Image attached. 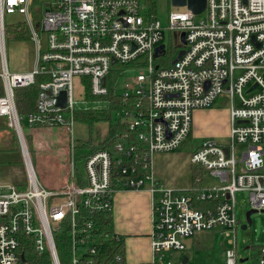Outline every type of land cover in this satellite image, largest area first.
Wrapping results in <instances>:
<instances>
[{"label":"built area","instance_id":"2783aa9c","mask_svg":"<svg viewBox=\"0 0 264 264\" xmlns=\"http://www.w3.org/2000/svg\"><path fill=\"white\" fill-rule=\"evenodd\" d=\"M37 1L41 18L35 24ZM143 1L0 0V119L17 136L28 177L23 188L0 181V264H33V255L43 258L40 264H81L94 257L108 236L99 224L113 212L119 191L147 190L153 197V258L142 264H166L165 253L186 251L187 241L201 232L236 235L237 193L248 192L251 210L264 212V0H207L200 19L187 6H173L166 28ZM13 13L27 17L36 46L28 72L11 73L7 64L5 16ZM127 68L137 75L120 93L142 101L140 111L124 119L133 135L121 137L117 155L91 149L83 157L84 171L71 157L70 182L48 188L37 177L24 128L61 129L71 136L77 111L103 108L81 106L88 102L87 91L94 97H106L112 88L118 93ZM115 69L119 76L109 88ZM76 80L82 81L77 94ZM38 81L36 110L21 115L17 90ZM63 92L65 108L59 105ZM219 98L232 103V144L207 141L190 157L192 166L219 179V186L162 185L153 156L176 151L191 134L196 111L212 109ZM236 144L247 147L241 158ZM70 147L75 148L72 137ZM119 237L115 233L114 239ZM58 242L68 247L61 252ZM226 256L227 264L250 260L239 256L236 241ZM255 258L253 264H264V246ZM115 261L128 264L126 249Z\"/></svg>","mask_w":264,"mask_h":264},{"label":"rangeland","instance_id":"374dc122","mask_svg":"<svg viewBox=\"0 0 264 264\" xmlns=\"http://www.w3.org/2000/svg\"><path fill=\"white\" fill-rule=\"evenodd\" d=\"M155 13L166 28L168 25L169 12L173 9L171 0H156ZM41 2H35L32 10L34 23L38 24L41 18V11L38 6ZM148 9L152 8L145 4ZM203 17L200 15L198 19ZM27 17L20 13L6 14L5 32L7 41V64L11 73H23L31 71L37 59L36 46L32 41V34L27 23ZM24 22L28 32V40L25 43L9 42L8 28ZM44 39V37H43ZM163 43L169 48L171 45V35L164 31ZM118 67V66H117ZM2 69L0 67V73ZM137 71L127 68L126 73L120 76L117 82V90L120 93L126 84L136 77ZM118 69H115L108 78V87L112 85L118 77ZM75 94L82 91V81L76 80L74 85ZM84 98V96H83ZM92 103V104H91ZM100 103L99 100L85 102L81 106L92 107L93 104ZM238 105V98L234 101ZM103 107L107 102L102 103ZM232 107L231 101L219 98L212 109L206 110L208 115H200L195 120V127L183 144L174 152L160 153L153 156L154 172L159 182L167 187L178 190H191L192 188V164L190 162L191 154L205 142H215L222 147H230L232 140L229 139L227 125L224 122L228 115L229 108ZM212 110L214 112H212ZM195 117V116H194ZM197 117V116H196ZM26 133V142L33 160V164L38 179L43 183L45 177L54 176L57 171L58 159H42L36 157L33 137L30 135L31 129L24 128ZM61 130V129H59ZM65 131V130H64ZM67 139L66 143L74 141L75 150L72 157L78 162V169L84 171V159L90 151L91 145L99 146L109 135V125L106 122H99L92 127L89 124L75 120L73 133L61 132ZM68 137V138H67ZM203 138V139H201ZM59 141L60 139L57 138ZM49 141V139H46ZM48 146L52 148V143ZM70 146V143H69ZM70 148V147H69ZM247 150L245 145L236 144V157L241 158L242 153ZM65 164V163H64ZM204 180L201 189H208L217 185L218 181L211 177L207 172H203ZM0 181L9 182L13 185H27L28 177L25 162L20 150L19 142L15 132L7 126L5 119H0ZM18 187V186H17ZM237 216L240 225L236 235L225 237L220 230L206 231L198 233L195 236V243L192 248L184 252H167L164 254L166 264H181L184 259H188L186 264H227L226 252L233 248L234 242H237V252L240 257L250 260L239 264H253L256 260L261 247L264 246V212L252 215V225L246 230L242 227L247 225V213L250 208V195L248 192L237 193Z\"/></svg>","mask_w":264,"mask_h":264},{"label":"trees","instance_id":"16d2710c","mask_svg":"<svg viewBox=\"0 0 264 264\" xmlns=\"http://www.w3.org/2000/svg\"><path fill=\"white\" fill-rule=\"evenodd\" d=\"M144 4H149L152 8L150 11L155 12L156 0H145ZM8 40L9 42L25 43L28 40V32L24 25V22L12 25L8 28ZM121 71V70H120ZM122 72V71H121ZM119 75V73H118ZM118 78V77H117ZM39 83L28 88H21L17 90V106L21 115H26L36 110L37 95L39 91ZM1 80H0V95ZM86 100L88 102L99 100L100 103L107 102V106L104 108L93 109H81L76 112V121L89 124L91 127L99 122H106L109 125V135L99 146L91 145V149H103L110 151L113 155H117L116 146L121 141V137L125 134H132L129 125L125 122V118L136 114L140 111L142 101L136 96L125 97L121 93H116L112 88L110 93L106 97H94L88 90L86 93ZM203 170L193 167L192 169V188L199 189L203 182ZM25 187V185H24ZM23 188V187H21ZM100 229L106 231V241L98 247V253L92 256H86L82 259L81 264H117L115 259L118 254L125 253V241L122 236L119 239H114L115 232L113 230V218L112 213L108 218H104L99 224ZM58 249L62 252L68 246L66 243H57ZM33 264H40L43 258L37 255H33Z\"/></svg>","mask_w":264,"mask_h":264},{"label":"crops","instance_id":"0c3cea01","mask_svg":"<svg viewBox=\"0 0 264 264\" xmlns=\"http://www.w3.org/2000/svg\"><path fill=\"white\" fill-rule=\"evenodd\" d=\"M212 112L214 111L212 110ZM200 115H208V112L206 110L196 111L194 115V127L195 120L197 121ZM224 122L230 133L229 111ZM61 132L66 133L64 130L54 128H39L30 132V135L33 137L37 158L58 159V167L56 168L58 172H55L52 177H45L43 180V183L50 189L63 188L70 182L72 175L69 160L75 148L73 149L69 146L68 137V144L66 143L67 139ZM57 138L60 140L58 141ZM46 139H49V141H46ZM49 142L52 143V148L48 146ZM211 177L213 176L211 175ZM215 179L218 181L215 186H219V179ZM17 186L20 188L24 187V185ZM112 218L114 232L124 238L127 263L142 264L151 261L153 258L151 250V237L153 233L152 195L147 190L117 192L114 199ZM194 243L195 239L192 245Z\"/></svg>","mask_w":264,"mask_h":264},{"label":"water","instance_id":"95a60500","mask_svg":"<svg viewBox=\"0 0 264 264\" xmlns=\"http://www.w3.org/2000/svg\"><path fill=\"white\" fill-rule=\"evenodd\" d=\"M172 1V5L175 7H184L187 6L194 14L196 15H200L202 14L207 6V0H171ZM182 39L184 41V35H182ZM164 49V45H161L159 48L156 49V54L158 55L160 53V51H162ZM183 55V51L180 53L179 58ZM113 63H115V61H113ZM103 83L105 84V80L103 81ZM256 87V86H255ZM59 105L62 108H65L67 105V93L63 92L61 94V96L59 97ZM259 213V211L257 210H250L246 217H247V225H244L242 227L243 230H246L248 228V226L252 225V215ZM187 247L188 249L192 248V240H188L187 241ZM188 263V259L185 258L183 261V264Z\"/></svg>","mask_w":264,"mask_h":264}]
</instances>
